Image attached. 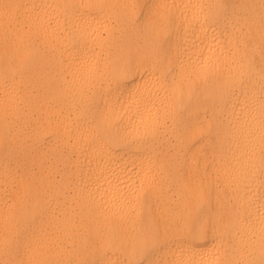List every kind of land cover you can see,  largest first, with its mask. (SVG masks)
I'll return each instance as SVG.
<instances>
[{"label": "bare ground", "instance_id": "bare-ground-1", "mask_svg": "<svg viewBox=\"0 0 264 264\" xmlns=\"http://www.w3.org/2000/svg\"><path fill=\"white\" fill-rule=\"evenodd\" d=\"M142 14L163 24L174 70L124 81L108 129L87 69L145 50ZM262 34L260 0H0V264H258ZM241 76L247 96L218 92ZM130 94L167 127H146ZM149 155L150 182L114 204L108 170L130 183Z\"/></svg>", "mask_w": 264, "mask_h": 264}, {"label": "snow or ice", "instance_id": "snow-or-ice-1", "mask_svg": "<svg viewBox=\"0 0 264 264\" xmlns=\"http://www.w3.org/2000/svg\"><path fill=\"white\" fill-rule=\"evenodd\" d=\"M5 8L10 7L9 5H4ZM112 7H130L129 5H112ZM221 7H224L223 5ZM260 8L262 11V23H264V0H260ZM136 26L141 32L148 31L151 33V42L149 46L136 54H121L115 59H109L104 56H97L93 58V61L89 68L87 69V79L89 83L94 87L98 82L101 87L97 92V95L102 100V105L97 106V115L102 119L104 127L111 129L113 127L112 123V113L109 111V105L114 96L117 97V102H119L118 93L121 90L122 83L129 78H133L137 75L141 77L144 74L152 75L155 71H172L170 67L172 61L169 52L165 49V29L162 23L159 21H154L151 14L144 16L142 14L141 19L136 22ZM159 33V34H157ZM262 39H264V34H262ZM203 60V57H201ZM207 65L201 63L199 65V70H205ZM199 70L197 71L196 79L200 78ZM107 84V88L103 85ZM195 83V81H193ZM199 84H195L193 88L192 84H189V92H194L196 88H199ZM239 86L241 89L245 90V95L249 94L250 88L245 83L243 76L237 81L232 80L227 84L221 83L218 85V92L224 95L229 89ZM260 112H261V139L264 143V69H261L260 73ZM184 91H181V95ZM152 101L149 99H136L134 94L129 95V103L127 107L129 110L135 109V115L140 117L141 122L145 123L146 127L153 128L154 132H158L161 128L167 127V122L161 123L158 116L151 113ZM145 113L148 114L149 119L144 120ZM179 113H177V117ZM127 131V126L123 125V122L115 124V131L110 133L109 148L115 149L126 142L124 136L121 135V128ZM135 168L136 165L133 164ZM153 161L151 156H146L141 159V163L138 171L136 172V179L132 180L128 177L130 183H125L122 179V174L126 175L124 169L119 170H108V180L110 189L108 195L111 196L114 204H119L122 200L126 199V194L131 195L137 190L138 187H143L144 184L150 182V173L152 171ZM142 173V175H141ZM261 184L264 185V148H262L261 153ZM197 223H199V218L197 217ZM213 228L216 224L211 225ZM206 230L209 225L205 223L203 225ZM81 264H87V262H81ZM181 264V262H178ZM216 264H236V262L231 260H217ZM248 264H257L256 261H249ZM258 264H264V251H262L261 259Z\"/></svg>", "mask_w": 264, "mask_h": 264}]
</instances>
